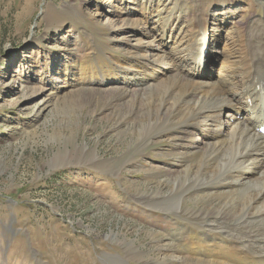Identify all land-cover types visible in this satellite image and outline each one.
Wrapping results in <instances>:
<instances>
[{
    "label": "bare ground",
    "instance_id": "1",
    "mask_svg": "<svg viewBox=\"0 0 264 264\" xmlns=\"http://www.w3.org/2000/svg\"><path fill=\"white\" fill-rule=\"evenodd\" d=\"M242 1L106 0L117 49L109 46L100 60L95 37L81 29L82 56L67 48L72 58L63 62L49 49L41 61L39 52V78L25 76L28 85L16 87L44 104L46 89L66 96L68 106L97 104L113 131L125 126L134 136L121 156L126 159L163 145L158 155L172 156L175 169H147L158 181L154 192L142 195L143 204L202 233L199 241L162 244L172 264H264V136L258 132L264 125V16L253 15L246 26L233 19L242 9L254 10L255 2L264 11V0ZM44 13L49 28L63 26L64 12L48 4ZM223 28L229 37L218 41ZM219 48L222 55H214ZM60 79L63 86L55 84ZM88 161L93 170L111 173L124 165L97 155Z\"/></svg>",
    "mask_w": 264,
    "mask_h": 264
},
{
    "label": "rangeland",
    "instance_id": "2",
    "mask_svg": "<svg viewBox=\"0 0 264 264\" xmlns=\"http://www.w3.org/2000/svg\"><path fill=\"white\" fill-rule=\"evenodd\" d=\"M48 4L66 15L59 29L48 26ZM253 9L232 17L246 26L253 15L264 16L262 5L255 2ZM105 14H111L106 0H0V264H172L163 255L165 241L202 238L196 224L143 204L142 195L154 192L158 181L147 169H175L172 156L158 155L163 145L127 160L121 156L134 146V136L125 126L113 131L97 104L69 107L63 93L58 99L47 89L44 104L17 89L28 85V76L39 78V52L41 61L49 49L60 61L72 58L67 48L82 56L87 43L81 29L95 37V56L105 60L109 46L117 49ZM228 33L223 28L217 40ZM95 155L124 165L118 173L93 170L88 160Z\"/></svg>",
    "mask_w": 264,
    "mask_h": 264
}]
</instances>
